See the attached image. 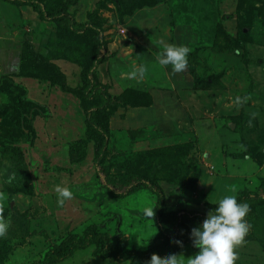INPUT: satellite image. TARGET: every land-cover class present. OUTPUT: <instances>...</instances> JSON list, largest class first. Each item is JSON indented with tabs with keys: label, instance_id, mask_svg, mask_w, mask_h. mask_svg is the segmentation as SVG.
<instances>
[{
	"label": "rangeland",
	"instance_id": "374dc122",
	"mask_svg": "<svg viewBox=\"0 0 264 264\" xmlns=\"http://www.w3.org/2000/svg\"><path fill=\"white\" fill-rule=\"evenodd\" d=\"M47 1L79 24L104 29L105 60L96 77L113 100L99 118L111 132L104 166L112 183L155 180L168 219L184 210L208 214L212 201L226 195L238 202L264 196V30H253L254 43L243 40L248 19L264 14V3ZM165 45L191 49L185 72L158 64ZM100 51L92 36H75L31 6L0 0V213L9 223L0 264H132L107 256L104 241L121 233L130 248L145 251L158 235L155 216L141 214L156 208V194L140 189L118 198L97 176L99 139L88 127L82 93ZM142 65L144 77L130 79ZM40 67L43 76L35 77ZM244 96L248 102L237 106ZM57 184L74 193L63 206ZM251 212L253 236L235 249V264H264V202ZM100 234L108 238L56 262L54 254L72 241ZM198 251L189 244L173 254L186 260Z\"/></svg>",
	"mask_w": 264,
	"mask_h": 264
},
{
	"label": "trees",
	"instance_id": "16d2710c",
	"mask_svg": "<svg viewBox=\"0 0 264 264\" xmlns=\"http://www.w3.org/2000/svg\"><path fill=\"white\" fill-rule=\"evenodd\" d=\"M15 5L20 6H31L40 15L44 21L54 22L62 29H68L70 33L77 35H87L92 36L95 40L96 46L101 50L92 64L86 70L87 83L83 89L82 97L85 102L86 108V119L87 124L91 132L96 138L99 139V145L95 155V164L97 176L101 179L102 184L105 189L110 193L114 194L118 198H127L136 191L140 189H149L158 197V202L155 208V223L158 227V235L154 236L150 242L149 247L143 250H135L130 248L129 237L127 235L121 234L113 239V243H109L106 239L108 235L100 234V236H90L87 242H82L79 240H74L70 243L68 248L59 251L54 254L56 262L61 261L70 257L76 250L85 249L91 244H97L104 241L105 254L116 257L120 262H126L132 260V264H147L151 259L153 254L160 257H167L170 254L180 252L186 248L189 244H192L194 250H199L193 246V241L191 238V230L196 227L199 223H202L207 216V213L199 211H189L184 210L176 213V215L168 219L165 216L166 207V195L162 189H160L159 184L153 180L144 177H139L128 182H120V184H114L106 176V169L104 166L105 160L108 158L111 132L108 126H106L102 121L99 120L102 113L106 112L111 108L113 104L112 94L110 93L108 87L100 83L96 77V72L105 60L103 56V50L107 47V42L105 40L104 29L101 25L95 22H88L84 24H79L75 15L70 13L58 5H51L47 0H3ZM260 3H264V0H258ZM106 0L99 2L98 7L104 6ZM121 3L120 6H123ZM256 8V7H255ZM255 12V11H254ZM264 17V14L260 12L257 17L248 19V33H243L244 44L254 43L252 38V32L255 28L264 30V20H256L260 17ZM241 41H238L240 43ZM235 47V46H234ZM54 71V70H53ZM42 67L38 70L37 76L42 75ZM46 79V77H43ZM54 83H59L58 78L54 76L51 77ZM48 80V79H46ZM62 83V82H61ZM243 203H247L250 206V211L248 212L245 219L249 224V232L247 233L244 241H248L253 236V230L251 223L253 222V213L251 209L259 203L264 202V196L255 193L248 194L244 196L241 200ZM179 239L183 242V246L174 243V240ZM104 255V254H103ZM54 261V260H52ZM53 263V262H52Z\"/></svg>",
	"mask_w": 264,
	"mask_h": 264
},
{
	"label": "clouds",
	"instance_id": "9594fccd",
	"mask_svg": "<svg viewBox=\"0 0 264 264\" xmlns=\"http://www.w3.org/2000/svg\"><path fill=\"white\" fill-rule=\"evenodd\" d=\"M191 49L183 45H165L159 52L156 61L162 67L171 66L174 73H183L189 64ZM148 69L145 66L133 68L129 73L130 79H142ZM250 97H237L236 105L246 104ZM257 114L252 113L249 120L251 126ZM54 191L59 206L73 199L74 193L65 184L55 185ZM216 206L210 210L202 223L191 230L193 246L199 251L185 260L181 255L170 254L160 257L156 254L151 256L147 264H235L237 253L235 249L240 246L249 232V224L245 217L250 211L247 203L238 202L234 195H226L218 201H212ZM141 214L147 218L155 216V207H145ZM9 228L8 220L0 213V238L7 236ZM147 245V242H141ZM174 243L183 246L179 239Z\"/></svg>",
	"mask_w": 264,
	"mask_h": 264
}]
</instances>
